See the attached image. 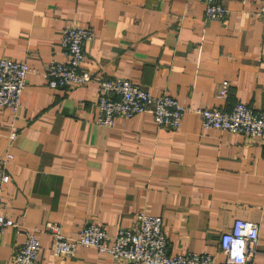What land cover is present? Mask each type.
Here are the masks:
<instances>
[{
  "label": "crops",
  "instance_id": "1",
  "mask_svg": "<svg viewBox=\"0 0 264 264\" xmlns=\"http://www.w3.org/2000/svg\"><path fill=\"white\" fill-rule=\"evenodd\" d=\"M220 3L226 15L212 20L202 0H0V58L34 69L17 114L0 107V159L12 155L0 211L15 223L0 231V264L29 231L40 264H129L83 246L53 259L46 224L68 239L100 224L110 245L138 213L162 218L169 255L205 252L214 264L224 261L220 234L236 219L252 221L259 239L245 264H264V140L203 128L194 111L238 101L264 110L263 0ZM69 26L93 29L84 71L182 102L178 128L158 127L148 112L97 124L95 80L50 88L43 72L65 60Z\"/></svg>",
  "mask_w": 264,
  "mask_h": 264
},
{
  "label": "built area",
  "instance_id": "2",
  "mask_svg": "<svg viewBox=\"0 0 264 264\" xmlns=\"http://www.w3.org/2000/svg\"><path fill=\"white\" fill-rule=\"evenodd\" d=\"M202 1L205 2L204 12L208 19H222L226 15L227 10L220 0ZM260 16L264 39V0ZM93 33L90 27L69 26L64 29L60 49L65 60L53 61L47 65L43 76L47 79L48 86L57 89L64 88L69 83L86 85L95 80L99 87L96 99L97 124L111 126L117 117L127 119L138 113L148 112L158 127L177 129L186 111L182 102L166 94L151 95L141 85L125 78H95L83 70L82 66L86 61L84 45L93 38ZM32 72L34 69L25 62L0 58V107L9 109L13 115L17 114L22 103L26 77ZM228 88L229 82L222 81L218 96L225 98ZM194 111L199 115L203 128L264 140V110L256 111L238 101L229 110L198 107ZM11 158L12 155L7 154L0 159V207L1 195L10 180L6 162ZM136 220L134 227L119 229L110 245L104 244L109 237L100 224L91 223L83 227L77 237L68 239L61 233L59 225L47 223L46 229L52 238L51 256L53 259L70 257L74 255L77 246H83L93 247L129 264H214L212 256L205 252L169 255L161 217L138 213ZM13 226L14 221L0 211V231ZM258 239L256 223L236 219L233 226L219 236L218 247L224 255L221 264H245L251 247ZM39 252V239L34 231H29L9 264H40Z\"/></svg>",
  "mask_w": 264,
  "mask_h": 264
}]
</instances>
